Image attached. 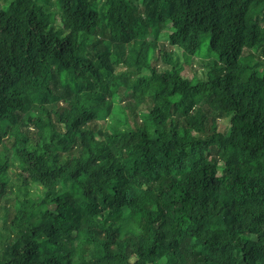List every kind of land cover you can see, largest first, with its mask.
<instances>
[{
  "label": "trees",
  "instance_id": "16d2710c",
  "mask_svg": "<svg viewBox=\"0 0 264 264\" xmlns=\"http://www.w3.org/2000/svg\"><path fill=\"white\" fill-rule=\"evenodd\" d=\"M2 2L0 264H264V0Z\"/></svg>",
  "mask_w": 264,
  "mask_h": 264
},
{
  "label": "rangeland",
  "instance_id": "374dc122",
  "mask_svg": "<svg viewBox=\"0 0 264 264\" xmlns=\"http://www.w3.org/2000/svg\"><path fill=\"white\" fill-rule=\"evenodd\" d=\"M2 1L3 0H0L1 3H3ZM51 10L52 11H55V12H59V10H58L57 7H51ZM57 24H60V17H59V15L57 17ZM160 40L163 41V42L164 41L167 42V38H166V36L164 34H162L160 36ZM173 52L174 53L176 52L175 55L176 56L179 55L180 61L183 62L182 50L179 47L175 46V50ZM212 54H213V52H212ZM204 55H209L208 39H206L203 42L200 51L197 53V56L193 58V65L191 67L190 66H187L186 69L184 70L185 71L184 72L185 75L192 76L194 74V72H195L194 70H196L202 76H205L206 75V73L208 72V69H209V66L207 65V61L208 60H205L204 61L202 58H200V56H204ZM213 55H214V57H216L215 54H213ZM155 63H161V62L159 60H156ZM125 67L126 66L124 64L123 65H119L118 66V69H125ZM145 72H148V70L146 69ZM220 123H221V125H226L227 124L226 120H224V119H222L220 121ZM2 215H3V210L0 209V231L6 232L3 229V227H2V223L4 222V219H3V216ZM10 215H12V213ZM10 215H9V217H10ZM11 236H14V234H11ZM0 246H1V241H0Z\"/></svg>",
  "mask_w": 264,
  "mask_h": 264
}]
</instances>
